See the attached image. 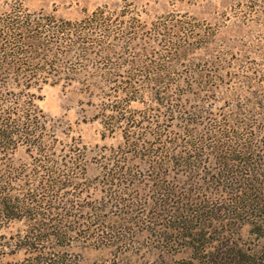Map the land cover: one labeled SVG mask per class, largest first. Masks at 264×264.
I'll list each match as a JSON object with an SVG mask.
<instances>
[{
  "label": "trees",
  "instance_id": "obj_1",
  "mask_svg": "<svg viewBox=\"0 0 264 264\" xmlns=\"http://www.w3.org/2000/svg\"><path fill=\"white\" fill-rule=\"evenodd\" d=\"M241 3L233 2V13ZM133 4L121 0L114 17L103 4L78 19L30 10L22 0H10L0 11V222L22 221L17 237L29 254L24 263H65L58 253L77 239L116 248L141 224L164 246L181 240L187 249L182 261L264 264V99L218 113L206 105L208 96L186 104L178 92L184 77L170 72L87 71L88 65H138L128 58L137 48L154 53L159 47L150 65L165 67L190 42L213 34L208 23L170 15L146 28L139 19L122 17ZM258 5H245L243 16ZM228 66L218 63L207 76L222 75ZM247 68L264 82V67ZM74 82L91 106L100 105L94 118L104 133L121 135L89 181L86 145L73 136L59 140L60 127L70 137V124L38 105L44 85ZM187 83L214 88L208 79ZM143 94L153 104L130 109ZM18 147L31 161L13 163ZM143 181L151 194L143 191ZM89 190L95 197L85 201ZM245 227L258 239L249 247L233 237Z\"/></svg>",
  "mask_w": 264,
  "mask_h": 264
},
{
  "label": "rangeland",
  "instance_id": "obj_2",
  "mask_svg": "<svg viewBox=\"0 0 264 264\" xmlns=\"http://www.w3.org/2000/svg\"><path fill=\"white\" fill-rule=\"evenodd\" d=\"M9 1L0 0V11L6 9ZM22 1L30 10L42 9L69 19H78L84 15V11L90 12L103 4L107 5L110 14L114 17L119 14L121 3V0ZM131 1L134 3L132 11L122 17L139 19L137 23L143 24L146 28H150L152 23L161 20L164 16L170 15L169 17L187 18V20L193 21V24H200L204 27L208 23L213 28V34L206 38V33H204V37L190 42L185 52L174 56L179 58L176 60L177 62H167L168 66L165 67L150 65L149 58L152 61L162 52L159 47L155 48L154 53H147L145 49L137 48L132 50L133 52L128 55V58L138 62V65L122 64L113 68L101 66L100 69L88 65L85 66L87 71L100 70L102 72L109 69V71H118L123 74L146 71L170 72L175 76L184 77L178 92L186 104H195L197 102L194 101L197 100V97L208 96L210 100L206 105L211 103L210 109L218 113H227L234 109L237 111L241 104L247 108L249 105L256 104V101H260L259 99H264V82L260 84L256 79H253V74L247 68L253 65L264 67V0H241V10L238 14L233 13L232 7L236 0ZM251 1H258L259 5L256 6L253 14L249 13L247 17H244L243 15L247 13L245 5L249 6ZM222 11L226 12L228 19H224ZM140 43L144 47L142 39ZM139 46L140 44L137 43V47ZM218 63L219 65L228 64L229 70L227 68L222 70V75L207 76L213 73L212 71L216 69ZM207 79L212 80V87H214L210 91H205V88L202 89L200 85L187 83L193 80L202 82ZM249 83H253V85ZM79 86L76 82L65 88L60 85H44L40 91L42 96L38 100V105L49 115L60 117L64 122L70 124V137L64 134L67 129L64 130L63 127H60L57 131L59 140L69 142L73 136L79 138L86 145L85 177L89 181L98 172L96 162L104 159V156L101 157V155L107 154L109 147L121 142V135L118 131L112 134L104 133L102 124L94 118L95 113L100 110V105L91 106L87 102L88 97L78 91ZM104 89L105 86L100 84V92ZM139 99L131 101L128 105L129 108L141 111L153 104L148 94L141 95ZM261 103L264 104V101ZM260 122H264V116ZM260 122L257 126H261ZM13 158L15 164L27 163L32 159L26 154L23 147L17 148ZM174 171H176L175 166L171 168V175H174ZM173 182L177 187L180 186L181 182L178 183L175 180ZM141 186L143 191L151 194L148 182L143 181ZM86 195L85 201L95 197L94 190H89ZM142 227L141 224H135L129 235L130 239L116 248L102 244V242L77 239L58 253V255L64 254L65 263H24L29 254L27 250L20 248L17 237L19 231L24 228L22 221L7 223L1 221L0 264H196L182 261V258L187 255V249L181 240L172 241L170 243L173 244L169 243L164 246L153 235L141 231ZM246 229L245 227L240 236L235 233L233 237L241 245L249 247L257 243L258 239Z\"/></svg>",
  "mask_w": 264,
  "mask_h": 264
}]
</instances>
